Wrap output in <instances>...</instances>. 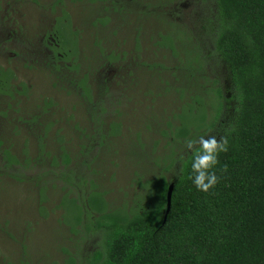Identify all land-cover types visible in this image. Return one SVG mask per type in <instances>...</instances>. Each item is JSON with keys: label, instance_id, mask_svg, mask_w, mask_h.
<instances>
[{"label": "rangeland", "instance_id": "rangeland-1", "mask_svg": "<svg viewBox=\"0 0 264 264\" xmlns=\"http://www.w3.org/2000/svg\"><path fill=\"white\" fill-rule=\"evenodd\" d=\"M55 1L0 0V68L12 70L19 89L23 90L20 83L28 87L14 98L1 96L0 109L7 107V102L16 108L19 100V106L29 110L44 98H52L55 125L49 137L55 153L63 142L74 163L88 161L89 166L84 167L83 178L71 174L75 185H69L61 175L65 170L61 157L55 174L42 180L38 176L41 171L34 167L26 181L0 174V264H67L70 259L82 264L101 250L105 237L94 230L99 214L91 211L90 197L100 196L109 210L129 214L146 208L153 199V179L162 173L173 178L187 154L185 141L189 138L175 139L169 124L179 123L174 119L182 112V103L191 102L182 116L195 124L206 111L207 121L212 120L213 109V119L220 113L217 86L227 95L223 67L212 55L214 47L205 28L216 10V0H146L157 7L122 0L129 4L128 12L120 5L116 11L112 6L105 11L109 1ZM64 15L80 33L82 60L88 71L94 72L92 83L95 76L99 78L95 93L106 109V120L121 123V130L102 144L84 137L83 129L92 132L93 123L83 96L69 92V85H53L49 71L42 66L46 54L38 43L53 32L57 18ZM106 16L108 21L102 22ZM62 29L66 34L67 25ZM197 45L204 55L201 72L196 71V63H201ZM101 47L105 53L115 48L122 55L109 63L100 58ZM15 53L29 59L17 58ZM100 79H105L109 90ZM12 116L9 112L8 118ZM14 122L18 123L17 116ZM4 125L9 123L0 115V129ZM9 134L10 138L5 137L19 149L24 135ZM35 143V137H30L28 149L33 154ZM83 143L90 147H81ZM171 157L175 163L166 170L170 163L164 160Z\"/></svg>", "mask_w": 264, "mask_h": 264}, {"label": "trees", "instance_id": "trees-1", "mask_svg": "<svg viewBox=\"0 0 264 264\" xmlns=\"http://www.w3.org/2000/svg\"><path fill=\"white\" fill-rule=\"evenodd\" d=\"M63 1L56 0L55 4ZM101 1H109L105 11H109L110 6L116 11L117 5L131 11L129 4L122 0ZM216 1V10L206 20L205 28L214 47L212 55L221 63L225 74L227 95H223L220 86L216 87L222 100L220 113L213 119V109L212 120L207 121L206 111L205 116L191 124L182 116L191 103L186 101L182 103V112L174 119L179 123L174 126L168 122L171 135L178 140L210 134L226 137L228 150L219 154V163L214 168L218 183L208 192L196 188L189 179L194 175L193 154L187 151L173 178L168 179L162 173L153 179V199L146 208L129 214L120 209L109 210L100 196L90 197L91 211L99 214L94 230L102 231L105 240L102 249L82 264H264V0ZM130 3L137 6L142 3L146 7L152 4L146 0ZM155 5L151 7L158 6ZM100 20L107 22L108 18ZM63 24L67 25L66 34ZM52 34L55 41L51 40V44L48 36L38 43L46 54L42 66L49 71L53 85L63 88L69 85V92L74 90L83 96L93 123L92 132L83 129L84 137L86 141L96 139L102 144L108 136L121 130V123L106 120V109L95 93L99 78L95 76L92 83L94 72L90 73L82 60L80 33L73 30L67 15L57 18ZM169 47L177 54L174 45ZM114 49L105 53V49L99 48L100 58L105 57L109 63L118 59L122 54ZM198 49L199 46L201 63L195 62L196 71L201 72L204 55ZM100 80L105 90H109L105 79ZM19 86L23 90L15 83L12 70L0 68V101L2 97L14 98L16 93L28 91L25 83ZM7 103V107L0 109V115L11 125L0 129V174L26 181L30 179L28 171L34 167L41 171L38 176L42 180L55 174L54 167L59 165L61 157L65 166L61 175L69 185H75L71 174L80 176L89 164L88 161L74 163L63 142L59 145L60 151L55 153L56 147L49 137L55 125L51 118L55 114L53 99L44 98L29 110H23L19 100L16 108ZM196 103L201 105V102ZM9 112H12L11 118H8ZM16 116L18 123L15 124ZM9 132L24 135L19 149L5 137H9ZM30 137H35V154L28 149ZM59 140L63 141L64 136H59ZM81 147L87 148L90 144L83 143ZM168 160L166 170L175 163L173 157L164 162ZM58 176L61 178L60 174ZM172 182V207L163 223ZM45 187L44 182L39 189L40 197ZM67 264L75 263L70 259Z\"/></svg>", "mask_w": 264, "mask_h": 264}, {"label": "clouds", "instance_id": "clouds-1", "mask_svg": "<svg viewBox=\"0 0 264 264\" xmlns=\"http://www.w3.org/2000/svg\"><path fill=\"white\" fill-rule=\"evenodd\" d=\"M186 150L193 154L192 172L190 176L196 188L203 192L212 189L219 180L215 166L219 163V154L228 150V141L225 136H200L185 141ZM226 170V169H225Z\"/></svg>", "mask_w": 264, "mask_h": 264}, {"label": "water", "instance_id": "water-1", "mask_svg": "<svg viewBox=\"0 0 264 264\" xmlns=\"http://www.w3.org/2000/svg\"><path fill=\"white\" fill-rule=\"evenodd\" d=\"M173 190H174V183L172 182L168 188V192H167V207H166V211H165V216H164V221L163 223L166 222L168 214L171 211V207H172V194H173Z\"/></svg>", "mask_w": 264, "mask_h": 264}, {"label": "flooded vegetation", "instance_id": "flooded-vegetation-1", "mask_svg": "<svg viewBox=\"0 0 264 264\" xmlns=\"http://www.w3.org/2000/svg\"><path fill=\"white\" fill-rule=\"evenodd\" d=\"M13 34V33H12ZM45 37H47V36H45ZM11 40H13V39H11ZM51 40L52 41H55V38L53 37V34L52 33H50V35H48V43H52L51 42ZM34 48V47H33ZM15 56L18 58V57H22L24 60H27V59H29V57L27 56V59L25 58V55H19L18 53H15ZM34 60H35V58H33ZM33 59H31V60H33ZM18 84H19V82H18Z\"/></svg>", "mask_w": 264, "mask_h": 264}]
</instances>
